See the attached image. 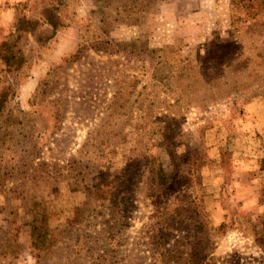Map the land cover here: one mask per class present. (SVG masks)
Segmentation results:
<instances>
[{
    "label": "rangeland",
    "instance_id": "374dc122",
    "mask_svg": "<svg viewBox=\"0 0 264 264\" xmlns=\"http://www.w3.org/2000/svg\"><path fill=\"white\" fill-rule=\"evenodd\" d=\"M229 24V0H0V264H264V49L219 50Z\"/></svg>",
    "mask_w": 264,
    "mask_h": 264
},
{
    "label": "trees",
    "instance_id": "16d2710c",
    "mask_svg": "<svg viewBox=\"0 0 264 264\" xmlns=\"http://www.w3.org/2000/svg\"><path fill=\"white\" fill-rule=\"evenodd\" d=\"M229 16V38L228 41L218 44L219 50L228 48L232 49L238 46L240 49L243 45V36L255 39L260 45V48L264 49V0H229ZM42 18L53 31L56 29L57 23L53 19L54 16H51L49 8H44L42 11ZM23 22L25 23L26 21L21 19L20 23ZM249 50H256L254 57H260L259 51L254 46L253 48L249 47ZM4 99L5 94L2 91L0 92V109ZM260 171L264 174V155L260 161ZM149 179L150 197L154 195L155 190L159 187L173 184L171 175L166 174L160 164L156 162H153L150 166ZM261 230L262 236L264 237V210L262 213Z\"/></svg>",
    "mask_w": 264,
    "mask_h": 264
}]
</instances>
